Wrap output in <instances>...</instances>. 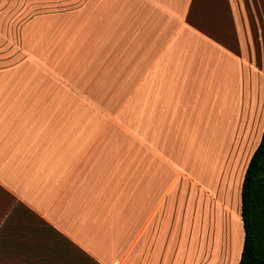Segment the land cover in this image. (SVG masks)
<instances>
[{"label":"crops","instance_id":"obj_1","mask_svg":"<svg viewBox=\"0 0 264 264\" xmlns=\"http://www.w3.org/2000/svg\"><path fill=\"white\" fill-rule=\"evenodd\" d=\"M264 133V0H0V264H239Z\"/></svg>","mask_w":264,"mask_h":264},{"label":"trees","instance_id":"obj_2","mask_svg":"<svg viewBox=\"0 0 264 264\" xmlns=\"http://www.w3.org/2000/svg\"><path fill=\"white\" fill-rule=\"evenodd\" d=\"M242 204L245 242L239 264H264V133L245 175Z\"/></svg>","mask_w":264,"mask_h":264},{"label":"rangeland","instance_id":"obj_3","mask_svg":"<svg viewBox=\"0 0 264 264\" xmlns=\"http://www.w3.org/2000/svg\"><path fill=\"white\" fill-rule=\"evenodd\" d=\"M262 223H264V222H262ZM260 230H261V234H262L263 237H264V224H262V226L260 227Z\"/></svg>","mask_w":264,"mask_h":264}]
</instances>
